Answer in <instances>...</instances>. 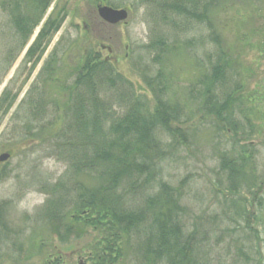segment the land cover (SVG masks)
<instances>
[{
	"label": "rangeland",
	"instance_id": "374dc122",
	"mask_svg": "<svg viewBox=\"0 0 264 264\" xmlns=\"http://www.w3.org/2000/svg\"><path fill=\"white\" fill-rule=\"evenodd\" d=\"M94 1H61L62 6L67 5L68 17L31 70L34 61L25 58L23 51L30 38L18 34L13 25L15 12L2 6L8 0H0V156L13 154L7 163L0 164V264H90L87 246L96 234L88 229L76 240L63 243L55 226L64 234L78 195L86 191L105 194L103 188L110 185L107 166L85 171L80 166L76 172L73 155L77 150L81 156L87 139L82 137L76 149V119L66 118L63 123L61 118L70 113L65 103L71 98V90L64 89L62 82L43 85L46 76L40 72L51 64L56 73L59 68L60 81L73 85V74L82 67L85 51L96 43L113 50L112 54L107 50L101 54L105 58L114 53L118 71L134 85L112 77L108 70L99 71L103 76H97L101 98L114 107L105 130L112 121L130 114L133 105L143 106L142 110L147 105L152 110L160 99L177 110L178 124L184 125L186 136L161 127L156 130V143L139 160L146 167L142 175L123 180L115 191L121 196V210H146L150 214L154 196L157 205L163 207L161 188L167 185L175 197H180L172 217L178 211L186 235L195 237L198 264H264V191L260 205L252 200L264 184V61L258 66L246 45L249 41L244 44L241 40L248 39L249 18L254 24L263 1L194 0L196 16L207 12V20L201 21L178 15L176 10L167 12L177 0H109L130 11L128 23L114 27L101 22ZM192 4L189 0L183 9L191 10ZM18 12L30 19L28 11ZM262 14L264 17L263 10ZM84 22L89 26L88 34ZM223 60L227 79L215 87L219 100L236 97L232 93L238 92L240 85L246 102H234L232 115L227 114L229 120L224 122L206 112L209 107L203 94L205 81ZM107 78L116 82L114 92L107 90ZM140 87L144 94H139ZM35 104L40 105L33 108ZM41 104L47 108L45 113H39ZM60 104L64 105L57 110ZM53 117H60L62 122L58 132L49 137L56 122H42L53 123ZM230 122L237 126L236 134L224 131L223 124L228 128ZM102 126L91 122V132ZM63 143L73 147L65 152L61 150ZM221 156L236 162L235 176L231 173L229 180V172L222 170ZM246 157L251 158V164H243ZM230 183L238 187L237 192L230 191ZM227 193L235 196L229 198ZM48 203L51 208L62 205L60 218L50 224L46 212L53 210L47 209ZM144 232L146 229L141 228L140 239ZM139 242L133 235L119 264H139Z\"/></svg>",
	"mask_w": 264,
	"mask_h": 264
},
{
	"label": "trees",
	"instance_id": "16d2710c",
	"mask_svg": "<svg viewBox=\"0 0 264 264\" xmlns=\"http://www.w3.org/2000/svg\"><path fill=\"white\" fill-rule=\"evenodd\" d=\"M186 1L177 0L171 8L166 9L167 12L176 10L178 15H188L202 20L204 13L202 16H196L195 10L183 9ZM166 17L168 20V16ZM14 19L19 32L24 28L21 26L22 23L25 24L29 20L21 17L20 14L17 15V19ZM54 24L55 22L49 21L46 25L45 29L48 30H43L37 43L31 49V59L36 54L35 51L43 45L44 40L58 30L59 26L55 27ZM104 70H108L107 74L112 73V77L121 78L110 65L95 61L93 56L88 57L77 73L74 93V86L69 88L72 97L75 92L77 93L75 98L71 99L73 104L70 107L71 115L76 119V149L80 146L79 140L82 137L87 139L83 143L81 156L77 150L76 155H72L76 159L73 166L76 172L80 166L85 171L105 164L110 185L103 188L105 191L103 196L99 195L100 192L95 191H86L82 195H76L78 202L76 210L73 212L76 214V218L69 220L70 224L66 227L63 235L59 234V239L62 242L68 241L70 236L75 233V228L76 238L88 229L92 230L96 237L92 238L87 246V257L90 264H119L124 259L125 246L130 245L133 235L138 236L140 240L137 253L139 264H198L195 259L198 251L195 237L186 235L185 225L183 219L178 215V211L172 217L173 209L176 210L179 207L180 197L178 194V197H175L169 186L164 185L161 188L163 194L160 202L163 207L157 205L158 202L154 200L155 196L152 198L150 214L146 210H140L141 212L121 210V196L115 193L119 183H122L123 180L130 181L142 175L146 167L141 166L139 160L146 154L145 151L151 150V147L156 143L154 133L159 127L172 133L182 132L180 129H173L171 125V122L178 121L177 110L171 107L168 102L160 99L152 110L147 109L148 107L142 110L143 106L139 108L135 104L133 105L134 110L130 114L112 121L105 130L109 119L108 114L114 107L107 99L101 98L97 76L103 78L99 71L103 72ZM222 76L223 67L218 64L214 67L212 82H217ZM106 84L110 86L106 87L107 90L115 91L117 85L113 79L107 78ZM39 105L35 104L34 106L36 108ZM10 107L11 104L9 109ZM42 110H46V108ZM112 115L114 114L112 113ZM91 122L102 123V129L91 132ZM60 123V120L56 122V126L52 128L49 136H54L58 132ZM81 123H84L81 127L82 132ZM183 136L181 133V137ZM63 147L66 152V148L73 147V145L66 143ZM233 162L236 163L234 158L230 159L229 156H224L222 170L229 172V177L231 173L235 176L233 168L236 164ZM229 188L234 193L237 191V186L234 183H231ZM61 206L59 203L56 204V207L52 208L53 212L47 213L46 216H60L58 209ZM84 212L87 214L84 215ZM141 228L146 229V232L142 234V239L138 235L141 234ZM58 263L59 261L45 264Z\"/></svg>",
	"mask_w": 264,
	"mask_h": 264
},
{
	"label": "flooded vegetation",
	"instance_id": "af4514ba",
	"mask_svg": "<svg viewBox=\"0 0 264 264\" xmlns=\"http://www.w3.org/2000/svg\"><path fill=\"white\" fill-rule=\"evenodd\" d=\"M51 0H14L13 6L16 8L17 6L21 7H29L31 6L33 9H31V12H35L39 16H43L45 13L48 12V4ZM62 0H59L58 5H59V11L61 17H63L64 13L68 11L67 5L62 6ZM262 6L257 10L259 13L256 17L258 19H254V24L251 22V29L250 33L248 35V39H241L242 43L246 44L247 40L249 41L246 45L249 47L251 55L254 57V62L259 66L261 65V61H264V17L262 14V10L264 11V0ZM22 2V3H21ZM99 5H105V0L101 1V3H95V8H97ZM97 12V9H96ZM253 21V20H252ZM102 22V21H101ZM105 24L104 22H102ZM106 25V24H105ZM87 26V25H86ZM264 84V80H263ZM239 87V91L236 95V97H243L240 93L243 88ZM233 101L235 103H239L240 99L238 98H233ZM264 122V121H261ZM258 134H261L262 128L259 126L258 127ZM256 133V134H257ZM257 134V135H258Z\"/></svg>",
	"mask_w": 264,
	"mask_h": 264
},
{
	"label": "water",
	"instance_id": "95a60500",
	"mask_svg": "<svg viewBox=\"0 0 264 264\" xmlns=\"http://www.w3.org/2000/svg\"><path fill=\"white\" fill-rule=\"evenodd\" d=\"M99 13L101 15V17L111 23V24H117L121 21H124L127 19L128 14L126 10H121V11H117V10H113L111 8H100L99 9ZM10 155L9 154H4L0 157V162H5L9 159Z\"/></svg>",
	"mask_w": 264,
	"mask_h": 264
}]
</instances>
